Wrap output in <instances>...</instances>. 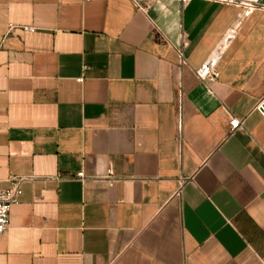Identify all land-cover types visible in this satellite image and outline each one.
<instances>
[{"label":"crops","instance_id":"0c3cea01","mask_svg":"<svg viewBox=\"0 0 264 264\" xmlns=\"http://www.w3.org/2000/svg\"><path fill=\"white\" fill-rule=\"evenodd\" d=\"M147 1L0 0V264H264V0Z\"/></svg>","mask_w":264,"mask_h":264},{"label":"built area","instance_id":"2783aa9c","mask_svg":"<svg viewBox=\"0 0 264 264\" xmlns=\"http://www.w3.org/2000/svg\"><path fill=\"white\" fill-rule=\"evenodd\" d=\"M88 1V0H84ZM183 4H187L191 0H178ZM133 2L141 9H146L148 7L147 0H133ZM12 25L10 26V28ZM23 29L30 30L31 27L24 26ZM238 33V25L235 23L230 26L226 32L223 34L222 38L217 42L209 56L204 60V62L196 68L195 72L198 78L204 82L206 85L211 86L214 84L220 75L219 65L222 61L227 49L229 48L231 42L235 39ZM180 64H186L187 60L184 54L183 46H175ZM78 81H82L83 77L77 78ZM182 92L178 95V125L182 128ZM256 109L264 116V99L260 100ZM230 115L229 126L230 132L234 133L237 130L245 129L244 122L241 118L235 116L227 109ZM78 176L84 178V172L78 173ZM26 177L16 176L11 179L10 185L7 187H0V236L7 230L10 224V214L13 206L19 201L20 194L22 193L21 182ZM117 178L114 176L111 169L108 170L107 181L109 185H113Z\"/></svg>","mask_w":264,"mask_h":264}]
</instances>
